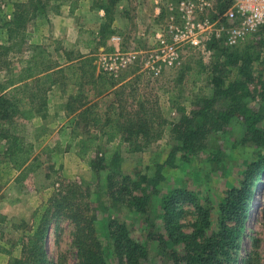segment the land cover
<instances>
[{
  "label": "rangeland",
  "instance_id": "374dc122",
  "mask_svg": "<svg viewBox=\"0 0 264 264\" xmlns=\"http://www.w3.org/2000/svg\"><path fill=\"white\" fill-rule=\"evenodd\" d=\"M21 1L25 0H0V43L7 37L3 24L12 19L13 6ZM74 2L49 0L45 12L29 24L24 36L33 48L30 55L42 61L39 54L43 53L47 58L46 64L59 67L74 57L71 47L56 38L66 4L72 6ZM181 2L192 0H162V4L159 3L160 11L153 18L154 24L149 26L152 28L149 37L143 32L137 38L132 37V29L138 32L139 25L132 21L131 12H126L124 18L130 25V36L124 34L120 35L121 39L114 40L116 35L111 25L115 0H101L100 9L107 6L109 12L107 16L104 12L101 28L105 30L102 33L100 28L97 34L101 47L93 59L98 73L104 78L102 88L98 86L93 90V77L85 68H81V82L75 84L72 70L67 66L64 67L66 71L56 75L57 86L45 94L33 83L27 87L36 101L44 100L45 108L41 112H31L29 119L17 120L24 123L23 146L33 150L31 157L39 156L40 166L24 181L17 180L19 172L7 164L4 155L6 145L0 141V264H8L20 257L46 210L52 212L54 204L61 201L58 192L62 187L59 184L69 182L81 186L90 195L96 236L106 264H119L113 253L111 221L126 225L131 239L146 244L148 257L143 264H169L166 257L159 256L160 244L153 238L154 233L160 231L162 198L174 189L193 193L200 203L212 208L215 222L226 192L239 187L247 166L264 157V123L260 127L263 135L257 138L247 134L238 117L222 122L219 118L223 112H229L232 99L216 97L232 81L244 80L235 67L226 66V53L235 49L253 60L251 80L245 82L242 98L251 108L264 106V25L234 47H228L221 38L209 40L203 50L193 49L186 43L175 44L178 42L172 39L169 32L170 26L182 28L185 24V14L179 10ZM52 14L59 15L54 22L49 20ZM207 14L198 12L195 18L203 20L208 17L211 22L219 20L215 12ZM158 34L166 36L168 46L176 50L177 59L171 65L167 63L169 56L166 51L158 46ZM33 37L36 38L32 40ZM23 52L12 59L6 76L18 74L22 64L17 61L23 60ZM227 68L231 70V75L224 73ZM110 80L118 83L125 81V85L117 87L108 98H102L110 91ZM68 83L71 86L67 88L65 85ZM68 90H74L70 97L77 96L75 91L79 90L86 97L84 100H90L96 92L102 93L92 100V103L99 104L95 112H102V121L108 118L126 127L130 125L126 122L140 118L151 125L146 129L161 136L140 142V150L135 149V144L109 141L107 138L96 142L98 147L92 146V143L81 146L89 131L101 132L109 127L97 124L83 130L75 118L77 112L65 110V105L62 106L56 98L60 94H69ZM87 90H90L88 96L85 93ZM182 116L192 126L201 127L200 150L189 155L188 160L177 152L172 165L160 168L177 145L170 137V131ZM123 178H128L138 187L122 181ZM51 180L58 185L39 189ZM109 181L114 184L116 192L123 185L131 190L123 195V203L115 201L110 195ZM143 190L148 196L145 211H131L125 201L131 195H141ZM179 210L181 230L183 234H190L196 220L195 210L189 204L180 205ZM50 222L45 241L46 264H76L72 224L64 215H57ZM232 264H264V173L254 189Z\"/></svg>",
  "mask_w": 264,
  "mask_h": 264
},
{
  "label": "trees",
  "instance_id": "16d2710c",
  "mask_svg": "<svg viewBox=\"0 0 264 264\" xmlns=\"http://www.w3.org/2000/svg\"><path fill=\"white\" fill-rule=\"evenodd\" d=\"M48 2L49 0H25L15 3L12 19L3 24L7 35L6 40L0 43V141L6 145L4 155L7 164L11 169L19 172L17 180L20 181L27 179L30 174H35L40 163L38 155L31 157L33 153L31 148H24L22 137L24 123L18 122L17 119H29L31 112H41L45 108L44 100L36 101L27 87L33 83L35 88L43 90L45 94L57 82L56 75L63 72V68L59 65L46 64L45 54H39L42 61L37 60V56L30 55L33 48L24 36L29 24L45 12ZM102 10L107 16L109 12L107 6H102ZM72 12L73 8L70 9V13ZM101 30L103 33L105 28ZM22 51H24L23 60L17 61L22 64L20 71L13 76H6L10 72L12 59ZM252 62L249 56L245 57L239 50L234 49L227 52L226 66L235 67L236 72L242 75L244 80L232 81L225 90L216 94V97L232 99L228 108L229 112H223L219 118L222 122H227L231 117H238L243 122L248 135L261 138L263 133L260 127L264 123V106L258 109L251 108L241 95V91L245 89V82L251 80ZM67 69L71 70V66ZM224 73L232 74L228 68L224 70ZM75 93L77 96L70 97L64 108L71 113L77 112L75 118L83 130H86L89 125L97 126V124L109 127L108 130H101V132L89 131L88 137L80 143L81 146L84 144L88 146L92 143V146L98 147L99 144L96 142L100 143L107 138L109 141L118 140L135 144V149L140 150V142L161 136L158 132H150V129H146L151 125L140 118L126 122L130 124L126 127L123 123L112 119L106 118L102 121V112L100 114L95 112L99 104L92 103V100L100 97L102 93H94L90 100H84L86 97L81 95L79 90ZM109 96H111L110 92L103 94L102 98ZM200 130V126H192V123H188L186 117L182 116L170 131V137L177 142V145L173 147L166 162L160 168L172 165L177 152H180L185 160H188L189 155L196 154L201 145ZM263 173L264 157L247 166L239 187L226 192L215 215V222L212 217V208L200 203L195 194L185 192L183 189L169 191L160 204V231L153 235V238L160 244L159 256L166 257L169 264H232V256L238 248L242 224L247 216L254 189ZM122 181L131 183L128 178H123ZM131 184L138 187L137 184ZM56 185L58 183L51 180L48 184L41 185L39 189H47ZM108 185L110 195L120 203L124 202L123 195L131 191L123 185L116 192L113 190L112 182L109 181ZM59 186L62 187L58 192L61 201L54 204L55 209L52 212L46 210L20 257L12 259L8 264H46L45 241L51 218L57 215H64L73 226L72 246L77 260L76 264H106L96 236L89 193L73 182L65 185L59 184ZM147 201L148 196L143 190L141 195H131L125 202L131 211L143 213ZM182 204H189L196 213V220L190 234H183L182 225L178 221L179 206ZM109 226L113 253L119 264H143L147 261L146 244L131 239L128 236L126 225L111 221Z\"/></svg>",
  "mask_w": 264,
  "mask_h": 264
},
{
  "label": "crops",
  "instance_id": "0c3cea01",
  "mask_svg": "<svg viewBox=\"0 0 264 264\" xmlns=\"http://www.w3.org/2000/svg\"><path fill=\"white\" fill-rule=\"evenodd\" d=\"M101 0H78L65 7V10L59 20V32L58 39H62L66 45L70 46L72 51H74V57L67 60L65 65L60 66L63 68V72L66 71L64 67L71 66L72 77H74L73 82L79 84L81 79V68L89 69L90 74L93 77L92 84H95L93 90L96 88H102L104 83V78L101 76L94 63L93 55L100 50V43L97 38V34L104 21V11L100 9ZM70 3V2H68ZM162 0H115L114 6V18L112 21V29L115 31L114 35L117 38L124 36V34L130 36L129 23L124 18L126 12H131L132 21L138 23V32L136 29H132V37H138V35L146 34L149 37L152 33V28L149 27L154 24L153 18L155 19L160 11V6ZM75 6V7H74ZM73 8V12L70 13V9ZM12 11V10H11ZM59 15L52 14L49 17L50 22L56 21ZM44 31V30H43ZM127 32V33H126ZM39 31L37 32V34ZM140 33V34H139ZM36 36V35H35ZM36 37H33L34 40ZM34 43V42H32ZM118 46V44H114ZM143 45H141L142 47ZM139 49V48H136ZM112 80V79H111ZM110 80V81H111ZM110 83V94L122 85H125V81H111ZM58 82L54 84L51 88L57 86ZM71 86L70 83L65 85ZM108 88V87H105ZM103 88V89H105ZM92 89V88H91ZM76 90V89H74ZM74 90H68L69 94H60L56 98L58 102L64 106L70 100V96L73 94ZM90 90H87V96ZM56 99V100H57ZM60 112H64L60 110Z\"/></svg>",
  "mask_w": 264,
  "mask_h": 264
},
{
  "label": "built area",
  "instance_id": "2783aa9c",
  "mask_svg": "<svg viewBox=\"0 0 264 264\" xmlns=\"http://www.w3.org/2000/svg\"><path fill=\"white\" fill-rule=\"evenodd\" d=\"M179 10L185 14L186 21L182 28L169 27L172 39L178 42L175 44L186 43L197 50H203L209 40L221 38L228 47H234L264 25V0H192L181 2ZM209 11L219 17L217 22H211L208 17L196 20L198 12L208 15ZM167 39L158 34L157 43L166 51L169 56L167 63L171 65L177 54L174 47L168 46Z\"/></svg>",
  "mask_w": 264,
  "mask_h": 264
}]
</instances>
